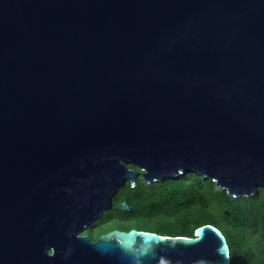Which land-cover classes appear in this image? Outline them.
Wrapping results in <instances>:
<instances>
[{"label":"water","instance_id":"1","mask_svg":"<svg viewBox=\"0 0 264 264\" xmlns=\"http://www.w3.org/2000/svg\"><path fill=\"white\" fill-rule=\"evenodd\" d=\"M137 167L264 187V0H0V264H231L211 223L82 234Z\"/></svg>","mask_w":264,"mask_h":264},{"label":"trees","instance_id":"2","mask_svg":"<svg viewBox=\"0 0 264 264\" xmlns=\"http://www.w3.org/2000/svg\"><path fill=\"white\" fill-rule=\"evenodd\" d=\"M122 200L132 206L130 211L116 207ZM104 220L93 237L113 227L193 236L198 226L211 223L227 238L231 264H264V187L233 197L211 178L192 171L152 183L128 181L115 194Z\"/></svg>","mask_w":264,"mask_h":264},{"label":"flooded vegetation","instance_id":"3","mask_svg":"<svg viewBox=\"0 0 264 264\" xmlns=\"http://www.w3.org/2000/svg\"><path fill=\"white\" fill-rule=\"evenodd\" d=\"M137 171H138V175L136 176V178H135V181H136V183H138V181H144V182H146L144 179H143V176H142V171L137 167ZM128 182V181H127ZM146 183H148V182H146ZM120 189V188H119ZM119 191V190H118ZM109 210V209H108ZM108 210H106L104 213H103V215L101 216V217H99L98 219H96V220H94L88 227H86L85 229H84V231L82 232V234H87V235H89V237L91 238V240H96L100 235H98L97 237H93L92 236V233L96 230V229H98L99 227H102V226H104L105 225V220H104V214H106L107 213V211ZM115 228H118V229H123V228H119V227H113V228H111V229H115ZM111 229H109V230H111ZM109 230H107V231H109ZM123 230H128V229H123ZM106 232V231H105ZM104 233V232H103Z\"/></svg>","mask_w":264,"mask_h":264},{"label":"rangeland","instance_id":"4","mask_svg":"<svg viewBox=\"0 0 264 264\" xmlns=\"http://www.w3.org/2000/svg\"><path fill=\"white\" fill-rule=\"evenodd\" d=\"M216 187H217L218 189H222L220 186H217V185H216Z\"/></svg>","mask_w":264,"mask_h":264}]
</instances>
